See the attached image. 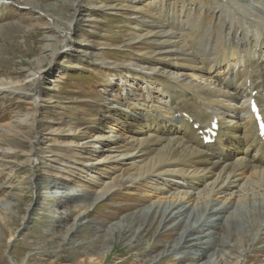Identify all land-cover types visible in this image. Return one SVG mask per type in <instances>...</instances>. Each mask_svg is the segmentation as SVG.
I'll return each mask as SVG.
<instances>
[{"label":"bare ground","instance_id":"obj_1","mask_svg":"<svg viewBox=\"0 0 264 264\" xmlns=\"http://www.w3.org/2000/svg\"><path fill=\"white\" fill-rule=\"evenodd\" d=\"M83 1L86 4L81 5ZM173 1L127 0L124 7L129 12L125 17L133 20L131 23L140 31L132 34V41L140 45L148 40L155 45L153 53L148 58L143 57L141 64L133 62L128 66L137 68L136 75L142 74L143 77L130 76L140 80L131 82L129 77L122 75L121 81L128 85L126 94L130 95L129 92L141 86L140 90L148 95L151 91L157 98L159 95L167 96L165 102L150 106L142 99L134 103L129 98L126 107L122 103L108 105L97 123L99 126L91 131L72 122L63 126L61 123L52 124L39 133L24 162L32 168L33 162L42 155L66 165L74 160L75 164L82 162L92 177L98 173L108 174L106 170L112 171L109 178L113 182L120 178L117 175L121 168L129 165L133 172L127 177L131 182L125 186L128 187L127 192L134 196L136 191H141L137 187L140 182L150 183L151 188L143 192L151 199V205L146 209H136L105 227L97 233L99 238H94L91 244H84L89 249L98 241H103L106 247L123 243L137 218L139 220L142 216L150 227L149 214H153L154 219L160 214L156 238L166 236L176 226L181 227L176 239L167 244L164 251L175 253L186 248L177 251V257H184L183 253L189 250L194 252L193 258L198 264H211L214 259H218L219 264H247L255 247L240 250L236 245L230 249L231 254H226L225 249L229 248L222 246L214 250L211 257L206 256L208 251L204 250L213 246L208 240L210 236L203 232L207 229L204 228L208 226L207 222L218 224L221 214L232 209L233 212L222 221L223 230L234 225L242 229L245 237L255 232L250 242L256 236L261 240L264 235V148L250 112L252 99L264 112V0ZM36 2L22 1L23 5L31 8ZM16 5L18 8L22 6L19 1ZM77 7L88 17L104 10L103 5L90 0L79 1ZM35 11L38 18L47 16L45 19L52 22L61 37L59 39L53 33L55 29L48 31L44 51L50 48L53 40H57L61 46L54 58L63 51L88 54L90 48L75 45L73 27L61 28L57 20L42 10ZM39 60L35 64H39ZM100 63L111 67L107 62ZM113 66V69L120 68ZM38 69L34 74L26 75L29 83L33 81L32 91H27L28 87L25 88V84L14 76L0 77V94L7 93L32 105L25 117L0 125V140L22 136L25 125L34 127V121L39 122L37 116L43 106L40 103L43 99L40 85L44 79V68ZM156 76L164 77L167 84L154 82L157 86L153 85L151 81ZM108 83L114 87L112 79ZM145 83L147 85L143 87ZM215 121L219 127L216 141L205 144L206 131ZM46 140L74 150L75 156L64 154L67 157L64 158L53 151L51 145H46ZM40 145L45 146L42 148ZM17 151L12 146L0 147V157L19 161ZM63 171L57 172L56 176L65 177L61 174ZM5 188L9 190L13 184H6ZM101 188L104 191L99 199L106 198L119 186ZM69 190L64 187L62 195L66 196ZM217 202L219 205L215 206ZM215 211L219 213L213 216ZM243 213V220L238 221ZM75 227L68 229L66 238ZM85 228L87 226L81 223V230ZM145 230L140 226L135 232L129 240V243L133 241L131 247L136 248L140 241H145ZM197 231L200 233L195 234ZM74 232L72 236H75ZM72 240L69 244H73ZM153 243H157V239ZM199 251L201 255L198 256ZM163 254L162 259L166 257Z\"/></svg>","mask_w":264,"mask_h":264},{"label":"rangeland","instance_id":"obj_2","mask_svg":"<svg viewBox=\"0 0 264 264\" xmlns=\"http://www.w3.org/2000/svg\"><path fill=\"white\" fill-rule=\"evenodd\" d=\"M0 1V77L14 76L13 78L25 84V88L28 87L27 91H32L33 81L29 83L28 76L37 72L39 67L44 68V79L40 85L43 94L40 103L43 106L37 116L39 122L34 121V127L25 125V133L22 136H11L0 140V147L12 146L19 150L17 151L19 161L4 160L0 157V264H79L80 261L84 264L97 262L99 264H198L193 258L194 252L191 253L189 250L183 253L184 257H177L179 256L177 251L186 248L178 249L175 253L164 251L165 246L176 239L181 227L176 226L166 236L156 238L160 214H157L155 219L153 214H149L150 227H147L142 216L139 220L137 218L124 244L114 243L106 247L103 241L101 243L98 241L91 249L85 247L84 244H91L94 238H99L97 233L102 232L105 227L114 224L125 215L132 214L136 209H146L151 205V199L143 192L151 188L148 181H142L137 185L141 191L134 190L135 196L126 190L128 187L125 185L131 182L127 177L133 172V167L124 165L119 174H116L120 178L113 182L109 178V175L113 174L112 171L106 170L108 174L98 173L92 177L86 172L82 162L75 164L74 160H70L66 165L42 155L43 157L40 156L39 160L33 162L32 168L24 162L28 158L27 152L39 138V133H43L44 129L52 124L61 123L63 126L66 122H72L91 131L99 126L97 123L108 105L122 103L126 107L125 103L129 98L134 103L142 99L150 106L152 104L159 106L160 101L165 102L167 96L159 95L157 98L156 93L151 94V91L148 95L140 90L141 86L127 95L128 88L125 87L128 85L121 81L122 75L129 77L131 82L133 79L140 80L131 76L143 77V75H136L137 68L134 66L128 68V66L133 62L141 64V59L148 58L155 47L154 43L148 40L140 45L132 41V34L140 31L131 23L133 20L125 17L129 13L124 8L127 0H90L104 7V10L94 12V17H88L86 13L79 11L77 4L81 0H34L38 2L35 6L32 5L34 8L23 5L32 0ZM18 1L22 4L19 8L16 5ZM205 1L208 3L209 0ZM84 2L81 5L86 4ZM35 9L42 10L44 14L57 20L61 28L73 27L75 45L90 48L88 54L63 51L54 58L61 46L57 40H53L50 48L44 51L48 31L53 32L55 29L53 33L59 39L61 37L52 22L49 23L45 19L47 16L38 18ZM37 60L39 64H35ZM100 62H107L111 67L108 65L104 67ZM113 65L120 68L113 69L112 67H115ZM110 79L114 82V87L108 83ZM154 79L151 81L153 85L167 84L164 77L156 76ZM146 85L147 83L143 87ZM31 106L28 101L8 96L7 93L0 94V125L15 118L25 117ZM107 130L111 131L110 128ZM44 142H47L46 145H51V149L64 158H67L64 154L75 156L74 150L66 146H58L52 140ZM40 146L43 148L45 145ZM61 170H64L61 173L65 176L63 178L56 176ZM52 183L57 185L53 186ZM6 184H13V188L6 189ZM109 185H116L119 188H115L106 198L99 199L104 191L101 187L106 188ZM64 187L70 189L65 193L66 196L61 193ZM218 205L219 202L215 203V206ZM229 210L221 214L218 224L207 222L208 226L204 227L207 229L203 234L210 236L208 240L210 246H213V250L210 249L212 251L204 250L208 251L205 255L211 257L212 252L222 246L229 248L225 249L226 254H231L230 249L236 245L240 250L255 247L256 250L250 255L247 264H264V235L261 240L256 236L250 242L249 239L255 232L252 236L245 237L238 226L233 225L229 230L222 229V221L226 215L233 212L232 209ZM218 213L215 211L213 216ZM243 218L244 213L238 221H242ZM81 223L87 228L81 230ZM73 224L76 225L73 229L75 232L72 231L75 236L73 235V238L71 232L66 238L68 229L73 227ZM140 226L146 228L144 231L146 234H143L145 241H140L138 247L133 248L131 247L133 241L129 243V240L137 230L139 231ZM88 227H95L98 230ZM199 233L200 231L195 232V234ZM64 238H66L65 243ZM155 239L157 243L154 244ZM71 240L73 244H69ZM163 252L166 257L162 259ZM197 255H201V252H197ZM155 257L157 259L151 261ZM82 262L80 264H83ZM211 264H219L218 259H214Z\"/></svg>","mask_w":264,"mask_h":264}]
</instances>
